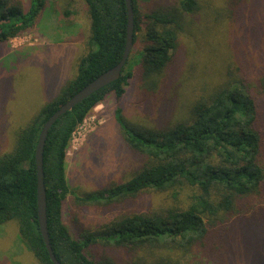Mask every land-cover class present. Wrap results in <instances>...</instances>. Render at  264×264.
<instances>
[{
  "label": "trees",
  "instance_id": "16d2710c",
  "mask_svg": "<svg viewBox=\"0 0 264 264\" xmlns=\"http://www.w3.org/2000/svg\"><path fill=\"white\" fill-rule=\"evenodd\" d=\"M84 1L89 8L91 34L89 50L81 56L77 74L57 97L17 128L11 148L0 152V226L16 222L21 240L41 264L54 263L41 234L38 215L35 152L40 132L62 103L121 61L127 41L126 0ZM132 2L133 50L142 36V70L159 81L177 49L180 33L188 26L187 19L199 11L200 3L174 0L167 7L142 14L140 0ZM44 4V0H30L25 9L22 2L0 0V44L29 30ZM72 13L69 8L65 11L68 16ZM132 53L118 80L78 103L49 131L44 172L54 252L63 264H104L91 259L85 250L93 243L106 241L132 247L136 252L142 250L145 258L138 256L141 264H189L183 257L198 247L222 259L213 264H233L255 244L252 233L244 228L264 220V71L257 77L238 67V72L213 93L197 99L186 119L153 129L150 135L136 131L118 108L125 141L145 156L146 163L126 182L76 197L84 204H110L148 189L155 193L173 191L174 196L188 189L181 206L154 215H123L109 222L100 234L90 233L82 240L73 237L64 221V203L70 193L67 157L74 134L110 94L117 99L125 94L134 77ZM255 257L250 252L248 264H256L252 260Z\"/></svg>",
  "mask_w": 264,
  "mask_h": 264
},
{
  "label": "rangeland",
  "instance_id": "374dc122",
  "mask_svg": "<svg viewBox=\"0 0 264 264\" xmlns=\"http://www.w3.org/2000/svg\"><path fill=\"white\" fill-rule=\"evenodd\" d=\"M15 1L22 2L25 9L30 4V0ZM44 1L29 30L0 44V152L11 148L20 125L59 95L77 74L81 56L89 50L91 19L86 2ZM198 1L200 9L187 19L188 26L180 33L177 49L161 79L156 81L142 70L141 36L132 53L134 77L125 94L120 99L110 94L76 130L66 167L70 193L63 208L64 221L75 239L100 234L109 222L123 215H154L181 206L187 199L188 189L178 196L173 191L155 193L148 189L110 204L76 200L130 180L146 163L145 156L125 141L118 108L136 131L150 135L153 129L186 119L195 101L213 93L238 72V67L257 77L264 71V0ZM173 2L140 0V9L146 14ZM68 8L74 12L69 16L65 15ZM244 230L252 233L255 244L233 264H248L250 252L256 255L252 258L256 264H264V220ZM85 253L104 264L107 260L141 264L138 256L145 258L142 250L136 252L132 247L106 241L89 245ZM211 253L195 247L183 260L189 264L222 261ZM0 264H41L21 240L16 222L0 226Z\"/></svg>",
  "mask_w": 264,
  "mask_h": 264
},
{
  "label": "water",
  "instance_id": "95a60500",
  "mask_svg": "<svg viewBox=\"0 0 264 264\" xmlns=\"http://www.w3.org/2000/svg\"><path fill=\"white\" fill-rule=\"evenodd\" d=\"M126 2L128 6V32H127L126 47L121 61L114 67L100 74L93 81L88 83L77 93H75L72 97H70L64 103H62L60 107L47 119L39 135L38 144L35 152L36 164L38 170L39 224H40L41 234L44 238L50 258L54 264H63V263L57 258L54 252L50 239L49 228H48L47 190L45 185V172H44V151H45L46 140L50 129L62 115L72 110L74 106L82 102L87 97L91 96L101 88L118 80L121 77L123 69L126 66V63L134 47L135 21H134L133 2L132 0H126Z\"/></svg>",
  "mask_w": 264,
  "mask_h": 264
},
{
  "label": "built area",
  "instance_id": "2783aa9c",
  "mask_svg": "<svg viewBox=\"0 0 264 264\" xmlns=\"http://www.w3.org/2000/svg\"><path fill=\"white\" fill-rule=\"evenodd\" d=\"M85 120H86V119H85ZM84 122H85V121H84ZM84 122H83V123H84Z\"/></svg>",
  "mask_w": 264,
  "mask_h": 264
}]
</instances>
